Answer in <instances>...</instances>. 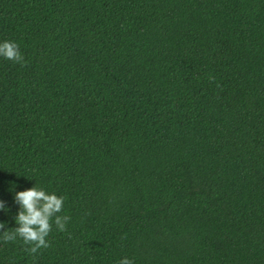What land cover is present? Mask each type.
Returning a JSON list of instances; mask_svg holds the SVG:
<instances>
[{
  "label": "trees",
  "instance_id": "16d2710c",
  "mask_svg": "<svg viewBox=\"0 0 264 264\" xmlns=\"http://www.w3.org/2000/svg\"><path fill=\"white\" fill-rule=\"evenodd\" d=\"M4 41L0 233L71 219L0 264H264V0H0Z\"/></svg>",
  "mask_w": 264,
  "mask_h": 264
},
{
  "label": "clouds",
  "instance_id": "9594fccd",
  "mask_svg": "<svg viewBox=\"0 0 264 264\" xmlns=\"http://www.w3.org/2000/svg\"><path fill=\"white\" fill-rule=\"evenodd\" d=\"M0 57L18 64L24 62L19 45L11 41L0 43ZM214 79L213 76H209V80ZM14 201L19 205V211L14 217L18 227L8 228L0 233V242L9 243L19 239L25 245V251L34 256L39 250L51 246L47 237L52 232L53 223L58 231L67 230L66 226L71 218L67 215H61L65 197L49 193L42 187L34 186L16 192ZM0 211L5 213L10 211L3 200H0ZM5 228L6 223L0 222V229ZM118 264H134V261L125 257Z\"/></svg>",
  "mask_w": 264,
  "mask_h": 264
}]
</instances>
